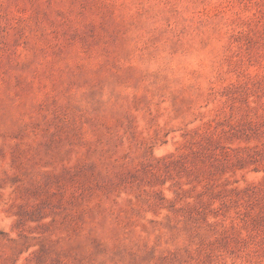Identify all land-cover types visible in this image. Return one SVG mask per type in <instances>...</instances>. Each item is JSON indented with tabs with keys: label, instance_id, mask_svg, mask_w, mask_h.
<instances>
[{
	"label": "rangeland",
	"instance_id": "374dc122",
	"mask_svg": "<svg viewBox=\"0 0 264 264\" xmlns=\"http://www.w3.org/2000/svg\"><path fill=\"white\" fill-rule=\"evenodd\" d=\"M0 264H264V0H0Z\"/></svg>",
	"mask_w": 264,
	"mask_h": 264
}]
</instances>
